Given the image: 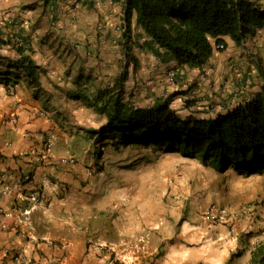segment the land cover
Returning <instances> with one entry per match:
<instances>
[{
	"label": "crops",
	"instance_id": "1",
	"mask_svg": "<svg viewBox=\"0 0 264 264\" xmlns=\"http://www.w3.org/2000/svg\"><path fill=\"white\" fill-rule=\"evenodd\" d=\"M253 1L264 8V0ZM123 12L124 0H0V181L10 188L0 192V264H249L256 247L264 250L258 177L189 161L187 178L175 177L170 188L192 193L194 217L179 224L176 213L164 226L162 198L147 191V145L98 138L107 116L94 102L116 84L133 106L168 103L181 118L224 115L264 84V26L241 44L222 36L225 48L214 45L201 68L182 66L171 76L178 63L139 45L149 37L135 17L125 48ZM156 84L166 88L164 99L132 100ZM195 97L215 100L216 109H182L183 99ZM133 148L140 154L123 151ZM33 194L41 203L33 205ZM211 204L252 212L219 223L199 215Z\"/></svg>",
	"mask_w": 264,
	"mask_h": 264
},
{
	"label": "trees",
	"instance_id": "2",
	"mask_svg": "<svg viewBox=\"0 0 264 264\" xmlns=\"http://www.w3.org/2000/svg\"><path fill=\"white\" fill-rule=\"evenodd\" d=\"M123 13L126 49L135 17L149 37L139 45L163 62L176 61L181 70L201 68L214 45L225 48L222 36L241 44L264 26V8L253 0H124ZM177 67L171 76L180 73ZM94 105L107 116L98 138L112 139L116 147L143 143L179 152L218 171L264 172V84L249 100L215 118H181L168 103L133 106L123 101L116 84L100 90ZM249 264H264L261 246Z\"/></svg>",
	"mask_w": 264,
	"mask_h": 264
},
{
	"label": "rangeland",
	"instance_id": "3",
	"mask_svg": "<svg viewBox=\"0 0 264 264\" xmlns=\"http://www.w3.org/2000/svg\"><path fill=\"white\" fill-rule=\"evenodd\" d=\"M122 20L120 21V23L118 24V30L122 29ZM119 32L122 35V31ZM118 40H116V44H118ZM173 71V70H172ZM170 71V73L172 72ZM180 71H182L180 69ZM142 75L145 76V73H143ZM170 75H173L172 73ZM257 78V76H256ZM255 78V79H256ZM260 81V80H258ZM256 82V81H255ZM194 84V83H193ZM145 85V83H143V86ZM164 87V86H163ZM162 89H158V84H156L155 86H151V88L148 89L150 92H147L146 94H144L143 96H140L139 93L142 92L143 90H145L146 87L137 89V92L140 91L138 94L134 93L132 95V100L135 102H141V99H145L147 100V102L150 104L152 101H154L155 99H164L166 96V88L164 87ZM147 96V97H146ZM235 95H233L231 101L233 102V104L236 102V98L237 95L234 97ZM131 97V96H130ZM206 99V97H195V98H185L182 100L181 102V107L182 109L188 111L189 113H196L199 110H208L210 112L214 111L217 107V104L215 102V100H204ZM206 101V102H204ZM230 101V98H229ZM206 103V104H205ZM205 104V107H204ZM193 107V110L190 112L189 108ZM109 143V142H108ZM103 147V146H102ZM152 148L149 150V146H145V148H147L146 151H142L144 153V155L142 156V159L144 160V167L146 168L147 171V175L150 176L152 178L151 181V186L152 188L149 189L147 191H153V192H158V202L159 197L162 198V203L158 208H162V216L163 218H166L165 220H162V223L164 226H167L166 224H169V222H173L174 223V218L176 213L180 216V221L179 224H182V220L190 217H194L193 214V210L192 206H193V202L189 199L190 195L192 193L189 192H181L179 190H175V188H170V181H174L175 177H178V179H182L181 177L186 176L187 178V173L185 170L186 165L188 164L189 161L195 160V158H191V157H186L183 156L182 154H178L176 152H171V151H166L164 149H161L159 147L156 146H151ZM102 150V148H101ZM106 150V148H105ZM126 152H125V151ZM104 151V150H102ZM123 151L127 154V155H131V156H135L140 154L141 151H137L134 148L133 149H123ZM197 160V159H196ZM230 171V169L226 170V172ZM235 174V173H234ZM238 174V173H237ZM243 175V178H250V177H258L257 182L259 184H262V186L264 187V173H259L258 176H249V175ZM185 178V179H186ZM156 179V180H155ZM157 179H161V181L166 182V184H163V186L160 187V185L158 184V180ZM245 180V179H243ZM249 180V179H248ZM179 186H182V184H179ZM181 192V193H180ZM189 197V198H188ZM171 198V199H169ZM153 199V197H152ZM250 205H252V203L249 202ZM257 204V203H256ZM255 205V203H254ZM211 206H216L215 204H211L209 206L203 207V209H201V211H197V213H199V215L206 216V214L208 213V210ZM209 207V208H208ZM250 207L245 206V208ZM195 211V210H194ZM237 217V216H236ZM207 218V217H206ZM208 219V218H207ZM161 248H158V256L161 254Z\"/></svg>",
	"mask_w": 264,
	"mask_h": 264
},
{
	"label": "built area",
	"instance_id": "4",
	"mask_svg": "<svg viewBox=\"0 0 264 264\" xmlns=\"http://www.w3.org/2000/svg\"><path fill=\"white\" fill-rule=\"evenodd\" d=\"M121 28L122 29L121 30L119 29V30L123 32L124 31L123 25ZM114 43H116V40H114ZM17 45L21 46L22 42H17ZM216 47H217V49L220 50V49L224 48V45L219 44ZM178 70H180V69L177 67L176 72ZM192 110H193V107H190L189 111L191 112ZM46 142H47V145H48L47 148H48L50 146V142H51L50 137L47 138ZM71 160H73V159L71 158ZM86 172L88 175L89 174L91 175L95 172V168L94 167L93 168L88 167L86 169ZM30 180H31L30 173H25L22 177V182L28 183ZM9 190H10V188L3 183V180H1L0 181V192L2 194H4V193H8ZM30 199H31L33 205L41 203V197L38 194L31 195ZM251 212H252V209L250 207H248V208L246 207V208H244L242 210H238V211L237 210L233 211V210L229 209L227 206H217L216 205V206H211L209 208L208 213L206 214V217L211 221H217L219 223H226L228 221V216L230 214H232L234 216H241V215L247 216V215L251 214Z\"/></svg>",
	"mask_w": 264,
	"mask_h": 264
}]
</instances>
